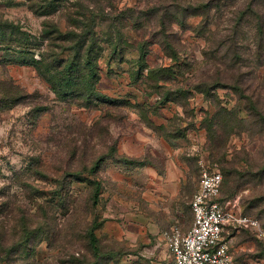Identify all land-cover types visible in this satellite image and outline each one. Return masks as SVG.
Instances as JSON below:
<instances>
[{"label":"rangeland","instance_id":"374dc122","mask_svg":"<svg viewBox=\"0 0 264 264\" xmlns=\"http://www.w3.org/2000/svg\"><path fill=\"white\" fill-rule=\"evenodd\" d=\"M97 5L94 29L113 43L97 61L93 105L59 98L34 66L13 64L15 44L0 46V264H174L169 238L192 226L204 168L221 171L223 198L237 211L264 221V0ZM63 13L0 0V23L35 37ZM15 92L19 100L4 107ZM226 236L240 264H264L260 233Z\"/></svg>","mask_w":264,"mask_h":264},{"label":"trees","instance_id":"16d2710c","mask_svg":"<svg viewBox=\"0 0 264 264\" xmlns=\"http://www.w3.org/2000/svg\"><path fill=\"white\" fill-rule=\"evenodd\" d=\"M27 1L29 2L31 9L41 16L52 17L61 9L66 10V13H63V15L59 17L60 20L58 21L51 18L47 19L39 37L30 35L29 33L23 31L18 25L10 22H2L0 23V42H2L0 43V46L6 47L8 51H11L13 50L12 45L15 44L18 50L15 52L16 56L12 60L13 64L34 66L39 75L47 81L53 92L59 98L65 100H74L76 98L82 99L87 103V106L95 104V102L99 100V93L96 85L100 77V69L97 61L104 51L103 44L113 43L106 41L104 39V35L103 39H101L94 29V17L97 16L96 13L100 10L99 5H97L100 0ZM92 3L95 4L93 7H91ZM202 9L205 10V7L200 6L194 8V10L200 11H202ZM60 21H65V31L61 29ZM105 35L108 34L105 33ZM108 38L113 37L112 35H108ZM45 42L47 44L45 45L44 50L40 53V57L35 58L32 49L43 46ZM168 48L172 50L173 53L174 48L170 45ZM114 51L117 52L116 46L114 47ZM62 54H68L67 58H61ZM6 95L9 98L4 97L3 102L6 103V105H3L4 107L10 108L16 104L17 100H19L17 97L18 92H15L14 94L7 93ZM256 110L257 109L255 108V112L259 114ZM102 161L103 159H100L94 163L91 168L92 172H96L98 170ZM132 162L137 163V161ZM139 165H144V163L140 162ZM228 175L229 173H225V178L227 180ZM223 187L224 177L220 202L226 203L227 201L223 198ZM98 189L96 191L94 203H97L96 199L99 198ZM243 214L258 219L260 223L264 225V221H262L260 217L254 216L246 211H243ZM96 229L97 227L94 225L90 229L88 237L92 252L95 258L98 259L101 256V249L99 238L95 232ZM230 229H233V227H226L223 233L224 240L228 242L229 240L226 236V231ZM32 235L33 234L30 232L29 236L24 238L25 243L21 244L22 251L25 255L29 254L28 244ZM10 251L6 254H9ZM231 251L233 252L232 246ZM234 258L235 261L240 264L235 256V253Z\"/></svg>","mask_w":264,"mask_h":264},{"label":"built area","instance_id":"2783aa9c","mask_svg":"<svg viewBox=\"0 0 264 264\" xmlns=\"http://www.w3.org/2000/svg\"><path fill=\"white\" fill-rule=\"evenodd\" d=\"M222 184L219 170L201 171L191 202L193 224L186 233L174 229L169 238L175 264H238L223 237L226 227L245 228L264 236V226L258 219L237 211L230 202H220Z\"/></svg>","mask_w":264,"mask_h":264},{"label":"crops","instance_id":"0c3cea01","mask_svg":"<svg viewBox=\"0 0 264 264\" xmlns=\"http://www.w3.org/2000/svg\"><path fill=\"white\" fill-rule=\"evenodd\" d=\"M169 185L167 186L169 189L173 188L176 184V180L178 178V171L172 164L170 165L169 169ZM173 190V189H171ZM170 191V190H169ZM172 192V191H171ZM193 224V223H192ZM191 228V227H190ZM189 228V229H190ZM186 233V232H185Z\"/></svg>","mask_w":264,"mask_h":264}]
</instances>
